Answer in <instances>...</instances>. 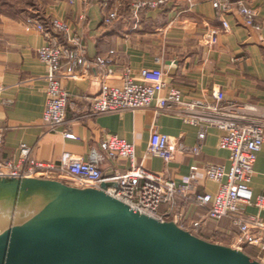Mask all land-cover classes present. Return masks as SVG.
<instances>
[{"label": "crops", "instance_id": "1", "mask_svg": "<svg viewBox=\"0 0 264 264\" xmlns=\"http://www.w3.org/2000/svg\"><path fill=\"white\" fill-rule=\"evenodd\" d=\"M140 1L0 0L3 161L17 163L22 144L31 147L35 158L41 161L58 164L65 152L89 161L93 152L102 153L103 140L116 135L134 144L137 164L164 173L177 183L195 165L197 182L190 194H217L220 184L208 179L205 166L230 167V153L219 145L223 131L217 126L208 127L198 154L177 152L166 163L161 156L148 153L153 131L169 135L175 146L182 143L190 148L198 143L199 127L187 121L191 112L184 106L170 113H158L153 103L144 109L86 117L91 104L83 95L98 93L103 81L121 86L120 74L126 66L136 77L145 68H162L168 86L179 89L184 101L216 104L225 100L236 106L235 113L264 122V0H242L258 9L259 29L244 25L241 17L231 12L224 15L228 30L222 26L214 0H164L155 8H136ZM113 10H117L118 17L105 24L104 17ZM30 16L45 21L56 17L67 22L74 33L83 36L89 61L110 57L116 71V75L106 79L103 71L89 62L87 67L77 69V77H64L62 83L70 103L65 123L55 129L44 121L48 68L37 52L47 39L28 24ZM214 30L215 41L210 43L208 35ZM167 93L165 89L161 94ZM68 132L75 137H66ZM114 166L125 171L130 163L105 161L101 168L106 177L111 176ZM254 169L250 185L255 195H264V145ZM167 210V205L160 208L162 213ZM239 211L264 221V210L256 206L243 205ZM176 212L171 218H176L181 227L209 241L221 237L226 240L221 244L237 247L239 229L231 218L210 219L206 208L194 204H179ZM244 251L264 262V252L258 248L247 246Z\"/></svg>", "mask_w": 264, "mask_h": 264}, {"label": "built area", "instance_id": "2", "mask_svg": "<svg viewBox=\"0 0 264 264\" xmlns=\"http://www.w3.org/2000/svg\"><path fill=\"white\" fill-rule=\"evenodd\" d=\"M68 1L75 3L77 0ZM162 3L164 0H142L136 4V8H155ZM213 6L222 26L227 30L229 23L224 19V15L231 12L239 15L244 25L260 28L258 9L242 0H214ZM117 17V10L110 11L104 17V23L110 24ZM27 22L40 30L47 39V43L37 52L48 68L44 121L51 129H55L65 123L66 108L70 103V95L63 86L62 79L77 77V69L87 67L90 62L84 38L74 33L67 22L56 17L45 21L30 16ZM215 35V30L208 35L210 43L215 41ZM90 63L97 65L106 79L116 75L110 57H97ZM120 79L121 86H113L103 81L98 95H83L91 104V112L85 116L144 109L151 107L153 103L158 113H170L184 106L191 112L187 121L199 127L198 143L190 148L182 143L175 146L169 135L153 131L148 153L161 156L166 163L170 162L177 152L198 154L206 139L208 127L217 126L223 131L219 145L230 153V167L226 169L223 165L216 164L205 166L208 179L220 184L214 197L211 194H190L197 182V166H192L190 174L177 183L164 173L154 172L142 164H137L134 144L116 135L103 140L100 143L102 153L93 152L91 160L85 161L65 152L58 164L36 159L33 149L22 144L17 163L3 161L0 157V176L52 178L81 188L99 187L104 181L114 182L117 186L107 190L110 195L133 209L162 221L174 220L178 223L171 215L177 214L179 204L185 207L194 204L206 208L210 219L231 218L239 229L238 248L244 250L245 247L252 246L264 252V221L256 215L239 211L243 205H253L264 210V195H255L250 185L258 154L264 145V122L235 113L236 106L225 100H218L216 104L184 101L179 89L168 86L162 68H145L140 76L136 77L131 68L126 66L120 74ZM165 89L168 93L162 95ZM66 137L74 138L75 135L68 132ZM3 139L4 130L0 128V153ZM109 160L116 163L127 160L130 168L123 171L114 166L111 176L106 177L101 166ZM162 205L168 206L166 212H160Z\"/></svg>", "mask_w": 264, "mask_h": 264}, {"label": "water", "instance_id": "3", "mask_svg": "<svg viewBox=\"0 0 264 264\" xmlns=\"http://www.w3.org/2000/svg\"><path fill=\"white\" fill-rule=\"evenodd\" d=\"M116 186L0 176V217L11 218L0 231V264H264L133 209L107 192Z\"/></svg>", "mask_w": 264, "mask_h": 264}, {"label": "rangeland", "instance_id": "4", "mask_svg": "<svg viewBox=\"0 0 264 264\" xmlns=\"http://www.w3.org/2000/svg\"><path fill=\"white\" fill-rule=\"evenodd\" d=\"M0 218H1L0 219V231H1L3 228H5L7 225H9L11 223V218L8 217V216H6V217H0ZM19 219H17V222L19 221ZM210 241H212V242H218V243H224V244L226 242V240L223 239V238H221V237L215 238V239H211ZM249 254H252V252L250 253V251H249ZM253 255H251V256L254 257L255 255L254 256ZM254 258L257 259L258 257H254ZM258 260H260V259H258Z\"/></svg>", "mask_w": 264, "mask_h": 264}, {"label": "trees", "instance_id": "5", "mask_svg": "<svg viewBox=\"0 0 264 264\" xmlns=\"http://www.w3.org/2000/svg\"><path fill=\"white\" fill-rule=\"evenodd\" d=\"M189 231H191L192 233H194V234H196V235H198V236H200V237H202V238H204L202 235H200L199 233H195V232H193L192 230H189ZM205 239V238H204ZM207 240V239H206ZM250 255V254H249ZM254 257H256V256H254ZM258 259V258H257Z\"/></svg>", "mask_w": 264, "mask_h": 264}]
</instances>
